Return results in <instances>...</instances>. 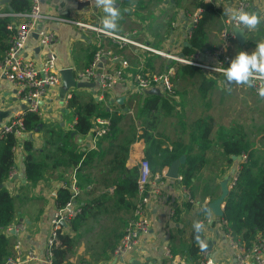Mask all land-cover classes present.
<instances>
[{
    "label": "crops",
    "instance_id": "crops-1",
    "mask_svg": "<svg viewBox=\"0 0 264 264\" xmlns=\"http://www.w3.org/2000/svg\"><path fill=\"white\" fill-rule=\"evenodd\" d=\"M2 1L0 13H6L9 2L3 4ZM39 1L44 18L40 27L52 31L56 39L49 48H45L39 45L36 35L32 36L24 50L29 59L39 62L51 51L56 56L59 71L72 69L78 81L87 82L79 80V74L88 67L100 43L113 51L117 60L104 59L99 69L111 71L121 66L123 60H127L130 64L128 72L132 75L139 72L161 75L172 71L173 93L165 95L161 92V97L167 101L166 106L153 114H143L139 109L144 99L150 95L137 94L130 79L106 93H102L98 86L74 90L78 107L94 101L110 116L121 117L116 132L101 139H97L92 132L95 121L100 118L111 122L110 117L101 115L92 118L90 133L86 136H76L74 127L78 108L68 107L66 96L61 94V87L43 97L39 114L41 127L19 139V146L14 153L15 174L6 182L16 212L13 225L24 228L20 233L0 230L9 240V251L16 261L15 264H30L24 262L26 251L30 249L44 254L50 222L58 209L57 192L61 187H70L74 181L76 185L77 181L80 183V194L76 202L87 208L83 221L76 230L73 231L71 226H63L61 234L68 236L71 242L61 245L60 240L58 241L54 250L57 263L199 264L201 257L199 261L193 262L187 258L186 252L196 230L194 224L202 222L200 234L206 245H210V249H206L209 251V258H212L215 264H237L235 253L230 248L225 234L223 220L216 217L209 208V204L221 196V183L225 178L231 177L238 162L237 158H232L233 162H230V157L223 153L219 137L234 135L236 131L245 134L236 126L233 96L230 98L227 93L226 106L224 102L225 91L234 81H226L224 73L187 65L200 69L204 77L199 74L193 76L183 70L186 64L137 47L119 48L109 38H99L93 32L81 30L73 22L83 20L103 27V9L96 7L93 2L89 7L79 9L75 0ZM247 1L248 12H256L264 17V0ZM156 2L115 0L120 16L117 20L118 28L111 32H135L137 41L167 55L181 57L184 55L185 43H189L188 34L193 15L198 9H203V4H211L216 9V14L206 25L205 48L203 51H197L192 59L204 65H217V60L210 53L221 44V31L227 26V21L232 19L229 10H236L238 0H160L159 4ZM19 22L20 19L16 18L14 26ZM245 37L244 45H241L237 38L232 42L226 67L239 51L251 53L258 43L264 42V20L255 29H247ZM204 79L207 82H203ZM237 86L241 88L248 85L241 83ZM255 96L262 101L259 111L264 110V96ZM16 99L14 85L0 76V111L11 110V114L0 123L9 120L15 111L24 110L25 105ZM241 101L247 108H251L247 97H241ZM153 128L155 130H152ZM145 131H150L154 137V145L146 144L142 137ZM254 131V141L245 135L252 145L251 151L256 156L258 167L263 168L264 124L261 128L255 127ZM69 133L73 134L68 136ZM204 134L206 137H202ZM26 141L33 145L30 154L33 161L44 165L43 179L35 184L29 181L26 175V160L29 154L24 146ZM129 142L131 143L125 163L126 169L137 167L139 170L141 161L147 158V151L153 175H162L164 171L168 172L170 166L162 170L156 149L171 150L175 147L177 150L187 151V154L183 155L185 164L181 166L180 171L192 163V181L186 187L180 176L178 179H172L167 176V172L165 177L162 176L163 197L152 202L149 207L152 221L150 235L131 254L116 260L114 251L125 227L133 218L134 210L125 203L118 204L114 197V181L123 177L121 165L117 167L118 162H115L114 158L120 147L128 146ZM71 150L83 155V159L90 152L94 154L78 171V166L71 167L68 163ZM186 191L194 199L195 206L202 211H194L195 206L187 201ZM127 201L130 203L129 198ZM137 201L136 196L131 199V205L134 206ZM225 204L226 201L222 208H225ZM19 240L22 246L18 250L15 246ZM164 246L171 249L174 259L166 257Z\"/></svg>",
    "mask_w": 264,
    "mask_h": 264
},
{
    "label": "built area",
    "instance_id": "built-area-1",
    "mask_svg": "<svg viewBox=\"0 0 264 264\" xmlns=\"http://www.w3.org/2000/svg\"><path fill=\"white\" fill-rule=\"evenodd\" d=\"M30 1L31 10L29 12L13 15L15 18L20 19V22L17 26H10L11 29L13 28L15 30V33L11 37L9 49L5 52L4 56L0 58V76H3L7 81L14 85L16 90V100H19L23 103V105H25L24 110L15 111L9 120L4 123H0V143L8 135H14L18 138V140L23 138L24 135L29 132L25 126V114L31 113L39 115L40 103L43 97H45L50 91L59 89L62 85V78L56 65V56L53 52L49 51L46 53L43 59L39 62L29 59L24 54L28 40L34 35H37L39 45L45 48H49V46L56 39V35L52 31L40 27V23L44 19L41 13L40 1ZM75 1L78 4L93 2V0ZM248 7L249 3L247 0H238L236 10L248 12ZM203 12L204 10L200 8L193 15L188 34L189 38L192 35L193 28L202 18ZM3 16H7V14L0 13V17ZM73 23L83 31L95 33L99 38L106 37L111 39L119 48H123L125 46L137 47L149 53L165 56L168 59L176 61L180 64L192 65L217 73H223L220 69L226 68L227 63L229 62L228 53L231 49V44L236 40L234 30L240 29L236 26L233 19L227 21V26L221 31V44L216 50L210 53V55L217 60V65L211 66L200 64L192 58L187 59L185 57H174L167 55L162 51H158L147 44L137 41L135 38V32L122 34L105 31L103 27L83 20L75 21ZM243 30L246 31L247 28H244ZM104 59L117 60V57L114 55L113 51L107 47H103L99 43L96 51L94 52L92 61L88 67L79 74V80L96 83L102 93L111 91L118 85L126 82L128 79L133 81L135 91L141 96L147 95L148 91L154 88L160 89V91L165 95H171L173 93V84L171 80L172 71L161 75H147L142 72L132 75L128 72L130 64L127 60H123L121 62V66L118 68L106 71L99 69ZM250 87L255 95L263 97L260 95L259 90L264 88V76L257 74ZM71 97V93L67 94L66 100L68 101ZM95 122L96 125L92 129L94 136H96L97 139L107 136L111 129V122L100 118L96 119ZM18 146L19 144L17 147ZM17 147L14 148V153L17 150ZM246 161L247 155L245 154L238 159L236 168L228 182V188L230 191L236 185L241 166ZM166 172L167 171H164L162 175H153L149 161L147 159H143L141 161L139 167V177L137 180L138 201L135 204L136 206L133 212V218L125 227L123 236L114 251L116 260L123 259L125 256L131 254L143 243V240L150 235L152 221L149 216V207L152 202L163 197V185L161 179L162 176H166ZM14 174L15 171L13 169L9 179H12ZM68 188L72 193V198L63 208H58L56 210L50 222V232L44 254L42 255L35 249H30L29 251H26L24 262L36 264L40 261H44L45 264H72L57 263L54 257V250L58 244L63 226H71V223L83 212L81 205L76 202V198L80 194V190L76 185V182L74 181L71 183ZM185 193L187 201L195 206L196 203L190 196L189 192L186 191ZM194 211L202 210L201 208L195 206ZM223 225L225 227V234L229 246L235 253L237 264H264V230L258 233L252 246L250 248H246L240 243V241L236 240L232 236L226 220H223ZM4 230L7 233H20L24 230V228L22 226H14L12 224ZM205 245V239L201 238L199 246L205 247ZM21 246L22 243L19 240L15 247L19 250ZM164 251L166 257L174 259L175 256L168 246H164ZM15 263L16 261L12 258V256H10L4 264ZM199 264H215V261L212 258H209V251L203 250L201 252V260Z\"/></svg>",
    "mask_w": 264,
    "mask_h": 264
},
{
    "label": "trees",
    "instance_id": "trees-1",
    "mask_svg": "<svg viewBox=\"0 0 264 264\" xmlns=\"http://www.w3.org/2000/svg\"><path fill=\"white\" fill-rule=\"evenodd\" d=\"M7 6L6 14L8 15L0 17V58H2L9 49L11 37L15 33V30L10 28V26L14 25L16 20L13 15L26 13L31 10V3L28 0H10ZM202 7L204 13L198 24L192 30V35L189 38L190 47L183 48L184 56L187 59H191L197 51L204 50L206 42V25L212 19V16L216 14V9L211 4H203ZM183 68V70L189 72L190 75L194 76L199 74L202 78L204 77L201 74V70L198 68L187 65ZM203 82H207V80L204 79ZM71 95L72 97L68 100V107L71 109L78 108L76 110L77 122L74 127L76 136L88 135L92 128V118L101 115L111 118V129L107 136H112L116 132L121 117L110 116L109 113L100 109L94 101H90L82 107H78L75 93L73 92ZM142 104L139 112L143 114H153L163 109L167 101L159 95L152 94L146 97ZM25 126L29 132L39 130L41 127L40 116L26 113ZM152 130H155V128ZM72 134L73 133H69L68 136ZM203 136L206 137L205 134L202 135V137ZM142 137L145 139L147 145H154L156 143L150 131H145ZM219 140L223 153L230 157V162H233V157L239 159L244 154L247 155V161L241 166L237 177V183L226 199L224 216L221 219L228 222L232 236L240 241L244 247L250 248L255 242L258 233L264 230V169L258 167L256 156L251 151L252 145L247 136L241 131H236L234 135H229L227 137L220 135ZM130 143L131 142L128 143V146L120 147L119 153L114 158V161L118 162L117 167L121 165L120 167L123 172V177L114 181V185L116 186L114 197L118 204L125 203L134 210L136 205H131V199L137 196L139 170L137 167L132 170L125 168ZM18 144L19 140L14 135H8L0 143V230L9 227L15 220L16 212L14 200L6 188V182L15 166L14 148L17 147ZM24 146L25 150L29 153L26 160V175L28 180L35 184L43 179L44 165L33 161L30 155L33 148L32 143L26 141ZM69 154V165H71V167L78 166L79 171L94 152L88 153L85 159H83V155H79L73 150H71ZM156 154L158 156L159 165L163 170V168L169 167L174 161L184 154H187V151H180L175 147L171 150L170 148H157ZM146 157L147 160L150 158L147 151ZM191 167L192 163L189 164V167H183L179 172L181 182L186 187H188L192 181L190 175ZM77 186H80L78 181ZM71 198L72 193L69 188L61 187L57 192L56 198L58 208H63ZM128 198L130 199V203L127 201ZM81 207L83 209L82 214L71 223V229L73 231L76 230V227L83 221L87 207L85 205ZM201 238L200 231L197 232L195 230L192 236V243L186 252L187 258L193 262L199 261L203 250L210 249V245H206L205 247L199 246ZM59 240L61 245H67L71 242L68 236L62 234H60ZM10 256L9 240L4 234L0 233V264H4Z\"/></svg>",
    "mask_w": 264,
    "mask_h": 264
},
{
    "label": "clouds",
    "instance_id": "clouds-1",
    "mask_svg": "<svg viewBox=\"0 0 264 264\" xmlns=\"http://www.w3.org/2000/svg\"><path fill=\"white\" fill-rule=\"evenodd\" d=\"M93 3L96 7H102L103 9V29L105 31L117 29V20L119 19L120 11L115 6V0H93ZM229 14L235 21L236 26L241 30L247 28L251 31L264 20V17H261L256 12L229 10ZM220 71L224 73L226 81L228 82L235 81L238 84L242 83L251 86L257 74L264 76V42L258 43L256 49L251 53L243 50L239 51L230 60L228 66L226 68H221ZM259 92L261 96H264V88H261ZM194 228L199 232L201 224L195 223Z\"/></svg>",
    "mask_w": 264,
    "mask_h": 264
},
{
    "label": "water",
    "instance_id": "water-1",
    "mask_svg": "<svg viewBox=\"0 0 264 264\" xmlns=\"http://www.w3.org/2000/svg\"><path fill=\"white\" fill-rule=\"evenodd\" d=\"M9 1L10 0H3L2 3L6 4ZM89 6H90V3H80L78 5V8L82 9L83 7H89ZM234 33L236 35L237 41L241 45H244L246 41L245 31L241 29H235ZM185 46L190 47V44L186 42ZM181 57L183 58L184 55H181ZM60 75L62 78V85H61L60 91L63 96H67V94L72 93L76 89L95 88L97 86L96 83L78 81L75 78V75L72 69L61 70ZM148 94L149 95L155 94V95L163 96L160 89H157V88H154L148 91ZM10 114H11V110L6 111V112L0 111V122L5 117H8ZM233 158L235 159L236 157H233ZM184 164H185V156H182L170 165L169 170L167 172V176L172 179H178L180 168ZM229 179L230 178L227 177L221 183V190H222L221 196L215 201H213L211 204H209V208L211 209V211L216 217L222 218L224 216V207L222 208V204L226 201V199L230 195V190L228 188Z\"/></svg>",
    "mask_w": 264,
    "mask_h": 264
},
{
    "label": "rangeland",
    "instance_id": "rangeland-1",
    "mask_svg": "<svg viewBox=\"0 0 264 264\" xmlns=\"http://www.w3.org/2000/svg\"><path fill=\"white\" fill-rule=\"evenodd\" d=\"M155 1H157L156 3L159 4L160 0ZM237 85L238 84L234 81V83H232V85H229V88L226 89L224 97L225 106L227 103L226 94L228 93L230 94V98L232 96L234 98L236 126L239 127V129H241L246 135L250 136L252 141H254V135L256 134V132L254 131L255 127L261 128V125L264 124V116H260L264 114V110L259 111V107H262L260 106V103L262 101L253 94L250 86L239 88ZM241 97H247V99L251 103V108H247L244 104H242L243 101H241Z\"/></svg>",
    "mask_w": 264,
    "mask_h": 264
}]
</instances>
